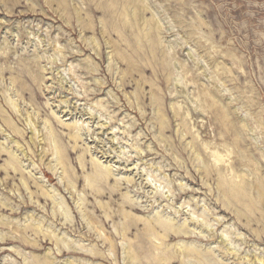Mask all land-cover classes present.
<instances>
[{
    "label": "rangeland",
    "instance_id": "1",
    "mask_svg": "<svg viewBox=\"0 0 264 264\" xmlns=\"http://www.w3.org/2000/svg\"><path fill=\"white\" fill-rule=\"evenodd\" d=\"M0 201V264L264 260V0H0Z\"/></svg>",
    "mask_w": 264,
    "mask_h": 264
},
{
    "label": "bare ground",
    "instance_id": "2",
    "mask_svg": "<svg viewBox=\"0 0 264 264\" xmlns=\"http://www.w3.org/2000/svg\"><path fill=\"white\" fill-rule=\"evenodd\" d=\"M131 3V2H130ZM130 3H128V5L130 4ZM132 4V3H131ZM136 6V5H135ZM129 7V6H128ZM142 10V9H141ZM135 11H137V10H135ZM139 12V10L137 11V13ZM134 13V12H133ZM135 15V14H134ZM138 16V18H139V15H137ZM126 20V19H125ZM135 21V20H134ZM85 25H87V29H91L92 27H93V24L92 23H90L89 25L88 24H85ZM93 29V28H92ZM157 31V30H156ZM151 42H153V41H151ZM151 44V43H150ZM115 47V45L113 46V51H115V50H118L119 48L118 47H116V48H118V49H115L114 48ZM111 48H112V46H111ZM115 49V50H114ZM112 51V52H113ZM119 51H121V50H119ZM116 54H119L118 53V51H117V53ZM120 56V55H119ZM121 58H122V56H120ZM211 96V95H210ZM7 97V96H6ZM9 98H10V103H12L13 105H14V108H15V110L17 111V114H20L21 116H22V112H21V110H20V106H19V104L17 105L15 102H14V99H12V96L11 95H9ZM23 117H25V121H26V123L30 126V130L32 131V134L34 135L35 134V136L36 135H38V136H36L35 137V139L32 137V142H37V141H39L40 143L42 142V141H45V138H44V136H42L41 135V132L39 131V127H38V124H37V122L35 121V117L33 116V115H31L29 112H26V114L23 116ZM228 118V117H227ZM163 121V120H162ZM165 123V122H164ZM7 125H8V127L9 128H12V130H13V132H14V134H16V135H18V134H20L21 135V130H19L18 128H16V127H14V126H16V125H14L13 124V122L12 121H10V122H8L7 123ZM165 125V124H164ZM13 127H14V129H13ZM3 131V130H2ZM4 132V131H3ZM24 133V132H23ZM57 136V135H56ZM71 136V135H70ZM17 137V136H16ZM19 137V136H18ZM43 138V139H42ZM74 139H76V140H78L79 139V137H78V134L75 136L74 135V137H73ZM15 141V140H14ZM48 141H50V144L49 145H47L49 148L48 149H53L54 150V152H55V155H57V161H58V163L59 164H61V165H63L65 162H64V157H63V153L60 151L61 149H60V147H59V145H58V142H57V140H56V137H55V135H54V133H53V131H52V128H51V126H50V128H49V130H48ZM39 143V144H40ZM44 143V142H43ZM45 144H46V142H45ZM47 144H48V142H47ZM16 145H17V147H15V148H18L16 151L15 150H13V149H11V148H9V149H7V148H3L2 150L3 151H5V152H8L9 154H10V160H9V162H8V167H9V169L7 170L8 172H12V170L14 171V173L16 174V173H18V172H21V169H22V166H21V155L19 154V153H24L23 152V150L20 148V145H19V142L17 143L16 142ZM36 145V144H35ZM42 145V144H41ZM47 146H45L46 148H47ZM1 150V151H2ZM19 152V153H18ZM45 153H47L48 152V150H45L44 151ZM44 153V154H45ZM23 155H25V154H23ZM217 161V160H216ZM94 163V162H93ZM50 165V164H49ZM83 165V164H82ZM64 166V165H63ZM84 167V166H83ZM94 167L96 168V173H95V177H93V178H95L96 179V181L100 184V185H102V187H105L106 186V183H108V181L110 180V176H111V173H110V169L111 170H113L112 168H110L109 169V171L107 170L106 172H104V171H101V170H99V168L97 167V166H95L94 165ZM62 169H64L65 168V166L64 167H61ZM108 168V167H107ZM11 169V170H10ZM84 169V168H83ZM10 170V171H9ZM6 171V172H7ZM64 171V170H63ZM113 172V171H112ZM63 173H65V172H63ZM68 173V172H67ZM66 174V173H65ZM19 175H21V174H19ZM24 177V176H23ZM27 177V176H26ZM21 179H23V178H21ZM27 179V178H26ZM61 179V178H60ZM90 179V178H89ZM27 180H29V179H27ZM26 180V181H27ZM243 180H244V178H243ZM24 181V180H23ZM22 181V182H23ZM69 181V180H68ZM87 181V180H86ZM93 182V181H92ZM244 182V181H243ZM24 184L26 183V182H23ZM94 183V182H93ZM92 183V184H93ZM6 184V183H5ZM29 184V183H28ZM72 183H70V185H71ZM245 184V183H244ZM241 185V184H240ZM25 186H28V185H26L25 184ZM223 186V185H222ZM244 186V185H243ZM242 186V187H243ZM247 186V185H246ZM97 187V186H96ZM98 188V187H97ZM96 188V189H97ZM100 188V187H99ZM259 188V187H258ZM27 189V188H26ZM102 189V188H101ZM235 188H232V190H234ZM29 190V189H28ZM94 190V189H93ZM92 190V192H96L98 195H99V197L100 196H102L103 194L105 195L106 193L105 192H103V191H101V190H98V191H93ZM108 190V189H107ZM110 191H112V192H110V195H113V193L115 192L113 189H110ZM239 190H237V189H235V191L234 192H232L234 195H236L237 194V192H238ZM260 191V190H259ZM183 192L184 193H187L186 192V189H183ZM93 193V194H94ZM33 194V193H32ZM31 194V195H32ZM44 194V196H49L50 198H51V196H50V193L49 192H44L43 193ZM57 194V193H56ZM92 194V193H91ZM247 194V193H246ZM250 194V193H249ZM34 195V194H33ZM97 195V196H98ZM251 195V194H250ZM59 197V196H58ZM38 198V197H37ZM83 199V198H82ZM227 199V198H226ZM234 199V198H233ZM247 199V198H246ZM245 199V200H246ZM52 200V199H51ZM54 200H56V199H54ZM251 200V199H250ZM228 201V200H227ZM232 201H234V200H232ZM247 201V200H246ZM1 202V201H0ZM3 202V204L4 205H7L6 203H4V201H2ZM229 202H231V201H229ZM236 202H237V200H236ZM245 202V201H244ZM243 201H242V203H244ZM241 203V202H240ZM229 205V204H228ZM130 206H131V204H130ZM132 207V206H131ZM135 207V206H134ZM14 208V207H13ZM61 213V212H60ZM64 214V213H63ZM238 216V215H237ZM243 217H244V215H242ZM241 215H239V217H238V219L240 220V221H242V217ZM246 217V221H247V223L249 224L250 223V220L247 218V216H245ZM107 220H109L108 218H107ZM4 221V220H3ZM263 221H264V219H263ZM262 221V222H263ZM5 222V221H4ZM4 222H3V224H4ZM96 222V221H95ZM260 222V221H259ZM261 222V223H262ZM160 223H161V221L160 220H156V224H159L160 225ZM196 223V222H195ZM219 223H221L220 221H219ZM197 224L198 225H200V226H204V221H200L199 219H198V221H197ZM248 224H246V225H248ZM99 225V224H98ZM171 225V224H170ZM207 225V224H206ZM150 226H152V225H150ZM154 226V225H153ZM100 227V226H99ZM201 227V228H202ZM25 230L24 231H27V230H29V229H33L32 231H34V232H36V234H40V233H44L45 235H49L50 237L49 238H51V239H53V235H54V239H56L57 240V247H58V252L60 253V254H62L63 252H64V249L66 250V249H71L72 248V246H70V244H67V243H65V241L64 240H59L58 239V237L55 235V234H53L52 233V231H50L51 232V234L48 232V231H46L41 225H39V224H36V223H31L30 225H27V226H25ZM102 228V227H101ZM157 228V226H155L154 227V229H156ZM163 230H164V228L163 227H161ZM170 228V230H172L171 232L173 233H169V234H167L168 235V237L169 238H173L174 236H187V235H191V234H195V232L196 231H194V232H190V231H187V229L186 230H182V228H175V227H173L172 225H171V227H169ZM169 228H167V229H165V230H167V232H169L168 231V229ZM99 229V228H98ZM104 230H105V227H104ZM20 231H21V229H20ZM23 231V230H22ZM24 231H23V233H24ZM157 231V230H156ZM163 232V231H162ZM159 233V232H158ZM166 233V232H165ZM53 234V235H52ZM100 234H101V236L102 237H106V234H105V232L101 229L100 230ZM160 234V233H159ZM202 234V233H201ZM111 235V234H110ZM118 235H120V233L118 234ZM108 236V235H107ZM123 236H125L124 235V233H123ZM122 236V237H123ZM46 237V236H45ZM126 237V236H125ZM124 237V238H125ZM158 237V236H157ZM167 237V238H168ZM209 237H214V235H213V233H212V230L210 231V235H209ZM108 238V237H107ZM113 238V237H112ZM123 238V239H124ZM152 238H153V235H152ZM166 237H165V239H167ZM256 238L258 239V240H260V242H262V241H264V238L261 236V235H257L256 236ZM109 239V238H108ZM107 239V240H108ZM106 240V239H105ZM104 240V241H105ZM125 241H126V239H125ZM59 242H61V243H63V244H66V245H64L65 246V248L64 247H62V245H60V243ZM107 242V241H106ZM123 242V241H122ZM130 242V241H129ZM157 242V241H156ZM114 243V242H113ZM128 243V242H127ZM131 243V242H130ZM227 244L228 243H226L225 242V240H224V238H222L221 239V242L219 243V245H221V247L222 248H227V250H225V249H221L220 248V252H223L224 254L226 253V254H228L229 256L231 255H233L234 257L233 258H235V259H237L238 258V262L239 263H244V264H249V263H251V264H264V260L261 258V257H258L257 255H254V257L253 258H250L249 256H245V257H240L239 258V255H237L236 254V252H234L235 251V249H230V248H228V246H227ZM230 244H231V242H230ZM114 245V244H113ZM160 245V244H159ZM123 246H126V243H124L123 242ZM130 245H128V247H129ZM111 247H112V245H111ZM131 247V246H130ZM166 248V247H165ZM76 249V248H75ZM77 249H79L80 251H82V252H84V253H92L91 251H89V250H87L86 248H80V247H78ZM76 249V250H77ZM162 249V248H161ZM133 250V249H132ZM163 250V249H162ZM225 250V251H224ZM125 251V250H124ZM127 251V250H126ZM125 251V252H126ZM236 251H237V249H236ZM111 252H112V250H111ZM133 252H134V250H133ZM160 252V251H159ZM164 252V251H163ZM127 253V252H126ZM129 253V252H128ZM161 253V252H160ZM180 253H181V256H184L185 258H187V259H189V261L190 260H194L195 259V261H197V262H199L198 264H204L203 262H201L200 260H198V258H201L202 256H209V254H203V252H201V250L199 251V250H197V249H191V248H183L182 250H180ZM210 253H211V251H210ZM222 253V254H223ZM97 255V254H96ZM111 255L114 257V259H115V256H114V254L113 253H111ZM128 255V254H127ZM130 255L132 256V254L130 253ZM138 255V254H137ZM213 255V254H212ZM47 256V255H46ZM128 257V256H127ZM126 257V258H127ZM28 258V257H27ZM47 258V257H46ZM185 258H183V259H185ZM213 258V257H212ZM227 258V257H226ZM129 259H131V258H129ZM135 259V258H134ZM161 259H163V258H161ZM186 259V263H187V260ZM202 259V258H201ZM207 259H211V257L210 258H207ZM49 260V259H48ZM50 260H51V257H50ZM138 260V259H137ZM139 261V260H138ZM212 261V260H211ZM36 262V261H35ZM38 262V261H37ZM51 261H46V262H43L42 264H51L50 263ZM80 262V261H79ZM162 262H164V261H162ZM205 262V261H204ZM137 263V262H136ZM168 263V262H167ZM215 263V262H214ZM65 264H74L73 263V261L71 260V261H66L65 262ZM133 264V263H132ZM139 264V263H138ZM192 264V263H191ZM206 264V263H205Z\"/></svg>",
    "mask_w": 264,
    "mask_h": 264
}]
</instances>
